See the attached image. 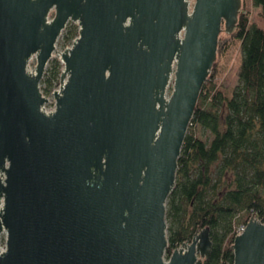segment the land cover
Segmentation results:
<instances>
[{
    "label": "water",
    "instance_id": "water-1",
    "mask_svg": "<svg viewBox=\"0 0 264 264\" xmlns=\"http://www.w3.org/2000/svg\"><path fill=\"white\" fill-rule=\"evenodd\" d=\"M241 7L0 0V264L210 257L205 227L165 259L166 203L219 36L235 32ZM69 22L78 35L58 54L63 68L47 112L40 83ZM230 250L233 264H264V224L252 215Z\"/></svg>",
    "mask_w": 264,
    "mask_h": 264
},
{
    "label": "trees",
    "instance_id": "trees-1",
    "mask_svg": "<svg viewBox=\"0 0 264 264\" xmlns=\"http://www.w3.org/2000/svg\"><path fill=\"white\" fill-rule=\"evenodd\" d=\"M248 1L264 19V0ZM245 2L235 32L228 38L221 34L217 46L218 55L230 41L239 43L238 83L228 93L209 75L184 139L166 203L167 257L209 227L210 257L198 264H233L237 228L252 215L264 224V29L250 22ZM77 35L78 26L71 25L64 39L72 43ZM61 70L55 60L45 72L44 94L58 84ZM197 128L210 138H198Z\"/></svg>",
    "mask_w": 264,
    "mask_h": 264
},
{
    "label": "rangeland",
    "instance_id": "rangeland-1",
    "mask_svg": "<svg viewBox=\"0 0 264 264\" xmlns=\"http://www.w3.org/2000/svg\"><path fill=\"white\" fill-rule=\"evenodd\" d=\"M193 2L194 0H191L192 4ZM245 5H246L245 8H247V10L250 13V22L264 29V19L260 18L258 14L260 9L252 7L248 0H246ZM71 25H75V24L71 22L67 24L65 30L62 32V34L58 38V41L56 43V50L53 54L52 59L49 61L48 65L46 66V71L48 69L50 71L51 66L55 60H58L60 62L58 58L59 53H61L64 49L71 47L72 43L66 42L64 39V35L66 31ZM229 36L230 35H226L225 33H222V37L224 38H228ZM240 63H241V51L239 49V43L237 42L231 43L230 41L229 48L224 49L221 54L219 53L217 55L216 62L210 73V75L212 74V77H214L213 82L218 87H220L222 90H225L228 93L231 92L238 83V73H239ZM30 66H31V69H33V67L35 66V61H32L30 63ZM62 68H63V65H62ZM172 85H173V78L171 79L168 89L166 91L167 96L171 94ZM58 88H59V81H58V84L53 85L52 90L49 94L44 95L49 100V103L46 105L48 109L54 108V100L52 97V93L55 90H58ZM196 136L202 139L203 141H207L210 138V135L208 133L203 132L199 128H197L196 130ZM238 226L239 225H237V227ZM4 244H5V234H2L0 236V247L3 248ZM167 258L168 257L166 256L165 259Z\"/></svg>",
    "mask_w": 264,
    "mask_h": 264
},
{
    "label": "built area",
    "instance_id": "built-area-1",
    "mask_svg": "<svg viewBox=\"0 0 264 264\" xmlns=\"http://www.w3.org/2000/svg\"><path fill=\"white\" fill-rule=\"evenodd\" d=\"M53 110V108H47L46 107V111L48 112V111H52ZM244 228H245V226H240V227H238L237 228V230H236V236L237 235H240L243 231H244Z\"/></svg>",
    "mask_w": 264,
    "mask_h": 264
},
{
    "label": "flooded vegetation",
    "instance_id": "flooded-vegetation-1",
    "mask_svg": "<svg viewBox=\"0 0 264 264\" xmlns=\"http://www.w3.org/2000/svg\"><path fill=\"white\" fill-rule=\"evenodd\" d=\"M70 23V22H69ZM68 23V24H69ZM76 25V24H75ZM43 80V79H42ZM42 82V81H41ZM40 89H41V92H42V94H43V96L45 95L44 93H43V91H42V85H41V83H40Z\"/></svg>",
    "mask_w": 264,
    "mask_h": 264
}]
</instances>
